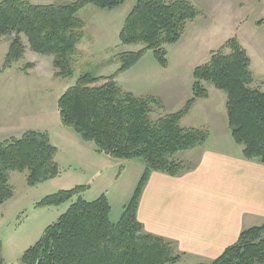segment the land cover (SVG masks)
I'll return each mask as SVG.
<instances>
[{"label": "trees", "instance_id": "trees-1", "mask_svg": "<svg viewBox=\"0 0 264 264\" xmlns=\"http://www.w3.org/2000/svg\"><path fill=\"white\" fill-rule=\"evenodd\" d=\"M125 1L34 5L27 0H0V43L9 42L0 75L24 59V36L32 52L52 58L55 78H71L76 47L86 26L77 17L78 12L88 5L112 10ZM196 15L187 1L137 0L118 39L122 45L141 49L116 54L113 62L119 68L114 74L80 76L59 97L61 126L71 129L83 142L93 143L99 154L118 161H142L144 171L116 223L109 219L111 207L106 195L93 201L82 198L88 186L44 197L35 207H58L76 200L23 252L19 264L177 263L180 256L174 244L146 233L138 222V202L152 173L178 177L189 171L177 155L201 147L208 140L207 130L179 125L197 100L208 98L205 84L225 94L227 127L233 142L242 147L243 158L264 165V92L253 86L250 59L236 38L211 52L208 62L194 69L192 97L176 113L152 120L154 109L161 107L159 100L125 92L115 81L149 51L160 66L166 67V47L180 40ZM33 67L27 63L20 70L26 74ZM56 154L46 133L28 131L18 139L0 142V206L13 197L11 173H25L28 187L58 177ZM1 252L0 241V264H4ZM209 264H264V224L244 229L236 243Z\"/></svg>", "mask_w": 264, "mask_h": 264}, {"label": "rangeland", "instance_id": "rangeland-1", "mask_svg": "<svg viewBox=\"0 0 264 264\" xmlns=\"http://www.w3.org/2000/svg\"><path fill=\"white\" fill-rule=\"evenodd\" d=\"M27 1L34 5H51L77 0ZM164 1H187L197 13L187 24L180 40L166 47V67L160 66L149 51L138 64L119 74L115 80L125 92L159 100L161 107L154 109L150 116L152 120L183 108L192 97L194 69L207 63L211 52L233 38L239 41L250 59L253 86L264 92V0ZM136 2L126 0L112 10L88 5L78 12L77 17L86 26L76 47L71 78L51 79L52 58L32 52L24 36L27 48L24 59L0 75V142L18 139L28 131L46 133L57 149L56 162L60 168L58 177L36 187L27 186L25 173L10 174L13 197L0 206L1 258L4 264H19L23 252L34 245L44 229L76 200L74 198L58 207H35L44 197L60 190L88 186L82 198L93 201L102 194L106 195L112 223L119 221L130 200L144 171L142 161H118L97 153L93 143L83 142L71 129L60 125L57 100L80 76L107 77L114 74L119 68L113 62L116 54L141 49V46L122 45L118 39ZM8 46L7 40L0 43V69ZM27 63L34 67L24 74L20 69ZM205 88L211 94V101L198 103L179 125L207 130L209 135L211 132L212 135L222 134L221 128L228 132L225 94L211 84H205ZM176 159L184 165L193 160H189L186 152L179 153ZM175 264L184 263L178 261Z\"/></svg>", "mask_w": 264, "mask_h": 264}, {"label": "crops", "instance_id": "crops-1", "mask_svg": "<svg viewBox=\"0 0 264 264\" xmlns=\"http://www.w3.org/2000/svg\"><path fill=\"white\" fill-rule=\"evenodd\" d=\"M50 77L60 81L53 68ZM210 101L208 91L189 114ZM220 132L186 152L193 159L189 171L178 177L152 173L139 198L138 222L146 233L172 242L180 263L209 264L244 229L264 224V165L245 160L230 132Z\"/></svg>", "mask_w": 264, "mask_h": 264}]
</instances>
